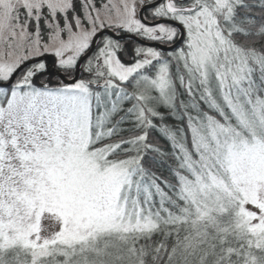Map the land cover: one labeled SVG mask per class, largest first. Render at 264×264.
Segmentation results:
<instances>
[{"label":"snow or ice","instance_id":"obj_1","mask_svg":"<svg viewBox=\"0 0 264 264\" xmlns=\"http://www.w3.org/2000/svg\"><path fill=\"white\" fill-rule=\"evenodd\" d=\"M0 264H264V0H0Z\"/></svg>","mask_w":264,"mask_h":264},{"label":"trees","instance_id":"obj_2","mask_svg":"<svg viewBox=\"0 0 264 264\" xmlns=\"http://www.w3.org/2000/svg\"><path fill=\"white\" fill-rule=\"evenodd\" d=\"M125 42H126V43H125V44H126L125 47L127 46L126 48L131 47L134 43H138L137 41L132 40V39H125ZM97 43H99L98 40L96 41V44H97ZM119 55L122 56V55H124V54H123V53H119Z\"/></svg>","mask_w":264,"mask_h":264},{"label":"water","instance_id":"obj_3","mask_svg":"<svg viewBox=\"0 0 264 264\" xmlns=\"http://www.w3.org/2000/svg\"><path fill=\"white\" fill-rule=\"evenodd\" d=\"M122 38H130L132 40L137 41L138 43H140L141 41H139V39L137 37H131L130 35H121V37L117 38V39H122ZM97 40H94V45L96 44Z\"/></svg>","mask_w":264,"mask_h":264},{"label":"rangeland","instance_id":"obj_4","mask_svg":"<svg viewBox=\"0 0 264 264\" xmlns=\"http://www.w3.org/2000/svg\"><path fill=\"white\" fill-rule=\"evenodd\" d=\"M98 44V43H97ZM126 45V44H125ZM127 47V46H126ZM118 55H119V53H118ZM121 59L123 60V59H125V56L124 55H122L121 56ZM126 62H130V61H126ZM49 63H51V61H49ZM53 79L55 80V77H53Z\"/></svg>","mask_w":264,"mask_h":264},{"label":"flooded vegetation","instance_id":"obj_5","mask_svg":"<svg viewBox=\"0 0 264 264\" xmlns=\"http://www.w3.org/2000/svg\"><path fill=\"white\" fill-rule=\"evenodd\" d=\"M121 35H130V34L122 33ZM122 39L125 40V39H130V38H122Z\"/></svg>","mask_w":264,"mask_h":264}]
</instances>
